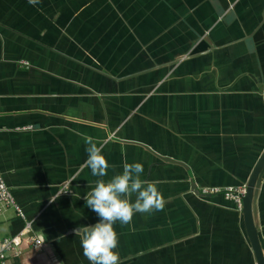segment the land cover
<instances>
[{
    "label": "crops",
    "instance_id": "1",
    "mask_svg": "<svg viewBox=\"0 0 264 264\" xmlns=\"http://www.w3.org/2000/svg\"><path fill=\"white\" fill-rule=\"evenodd\" d=\"M83 134L105 181L139 162L165 202L114 225L120 264H256L241 211L199 188L244 183L264 147V0H0V172L23 213L0 235L43 238L15 264H89ZM255 209L264 255V172Z\"/></svg>",
    "mask_w": 264,
    "mask_h": 264
},
{
    "label": "clouds",
    "instance_id": "2",
    "mask_svg": "<svg viewBox=\"0 0 264 264\" xmlns=\"http://www.w3.org/2000/svg\"><path fill=\"white\" fill-rule=\"evenodd\" d=\"M39 2L28 0L33 6ZM83 139L87 145L85 166L93 177H97L94 186L83 198L85 205L99 219L94 225L74 229V234L79 237L83 255L89 264H120L116 251L119 237L114 225L117 222L122 226L130 224L137 212L162 211L165 202L155 182L141 179L144 168L139 162H125L122 173L105 181L103 177L108 175L109 164L101 147L89 135L83 134Z\"/></svg>",
    "mask_w": 264,
    "mask_h": 264
},
{
    "label": "built area",
    "instance_id": "3",
    "mask_svg": "<svg viewBox=\"0 0 264 264\" xmlns=\"http://www.w3.org/2000/svg\"><path fill=\"white\" fill-rule=\"evenodd\" d=\"M61 191H67L65 182L61 184ZM200 194L220 193L224 198L231 199L238 210H241V197L245 192V182L237 185H205L199 188ZM5 207H12L19 217H23L20 206L14 201L0 172V214ZM29 245L39 249L43 245L42 236L34 232L28 220H24L17 232L0 235V264H15L13 260L21 253V246Z\"/></svg>",
    "mask_w": 264,
    "mask_h": 264
},
{
    "label": "water",
    "instance_id": "4",
    "mask_svg": "<svg viewBox=\"0 0 264 264\" xmlns=\"http://www.w3.org/2000/svg\"><path fill=\"white\" fill-rule=\"evenodd\" d=\"M264 172V147L252 166L246 181L245 192L241 197V214L243 226L253 252L256 264H264V255L257 236V222L255 218V198L257 188ZM196 190L195 187H193Z\"/></svg>",
    "mask_w": 264,
    "mask_h": 264
}]
</instances>
